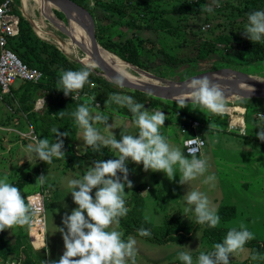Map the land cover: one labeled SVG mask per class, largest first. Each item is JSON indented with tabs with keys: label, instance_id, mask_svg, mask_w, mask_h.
Here are the masks:
<instances>
[{
	"label": "rangeland",
	"instance_id": "rangeland-1",
	"mask_svg": "<svg viewBox=\"0 0 264 264\" xmlns=\"http://www.w3.org/2000/svg\"><path fill=\"white\" fill-rule=\"evenodd\" d=\"M12 1L13 11L27 16L30 20L41 22L46 31L53 32L66 41L67 46L73 50L71 53L60 49L53 44L54 42L50 43L41 39L57 48L74 68H78V64L72 58L74 56L83 58L84 53L77 47L74 49L70 43L71 40L65 34L57 30L47 19L42 18L36 1L28 0L25 7L21 0ZM101 1L109 4L110 8L98 6L93 0L85 8L88 11L93 10L89 12L95 23L97 42L103 49H106L104 45H115V51L106 50L130 65L129 71L135 76L140 74L132 67L173 83H182L202 74L225 69L264 80V56H261L264 55V41L253 43L242 33L247 13L252 11V7H255L253 10L264 9V0L259 1L257 6H253V0H216L215 3L212 0ZM206 5L211 6L213 12L204 11ZM53 13L67 25L60 11L54 8ZM226 36H230V40ZM129 43L132 45L131 49L128 47ZM118 52H123L128 57L136 53L135 57L138 56L139 65L124 60ZM54 67L59 66L53 64ZM60 71L65 70L60 68ZM91 71L96 76L104 78L97 66ZM42 80L47 82V77L43 75ZM17 82L15 87L19 85ZM115 86L110 89L93 84L88 90L75 91L72 94L73 100L77 104L87 105L91 114L99 113L108 118L107 124L111 125L108 131H105L103 124H98L101 135L106 136L111 132L119 140L121 129L126 134L135 135L136 133L131 116L125 114V107L109 99V95L113 93L132 96L135 102L144 104L150 112L162 111L166 117L160 133L167 138L170 147L179 148L183 154V141L192 135L189 131L182 133L179 129V123L184 117L186 123L184 121L181 124L185 126H188L190 122H197V127L202 125L198 128L197 134L205 137L207 143L208 128L225 125L227 116L225 113L210 115L206 111L202 113L197 109H191L188 101L185 107H179L173 99L168 100L151 95H146L147 98L140 97L142 99L140 100L136 95L123 90L126 88ZM22 90H19V96ZM28 95V103L33 104L29 113L22 109L18 96L13 97L11 92L7 95L0 93V179H5L9 183L25 178L39 165V160L36 161L34 155L29 154L26 149L32 142L33 135L38 138H46V135L43 132L40 136L36 133L27 114H35L37 121H40L48 106H54L52 91L44 87H35ZM42 99L44 106L41 110H37L35 103ZM154 100L158 104L151 106L150 102H155ZM241 102H247L249 106H240ZM234 107H241L244 110L243 115L248 132L239 128L232 130L228 128L232 133L229 134L230 137H227L231 140L230 143L224 140L220 141L222 144L214 147H211L210 143L205 145L203 155L200 156V154L198 157L207 158L208 169L203 176L191 181L190 186L204 192L209 200L218 206L217 214L224 206L235 207L234 217L225 222L219 220L218 227L229 229L243 224L253 233V239L250 241L256 242L255 248L243 246L229 257L230 264H264V249L260 251L257 249V245L264 246V142L256 137V133L260 131L257 126H264V116H262L264 115V98L225 99V108ZM235 114L238 115L237 112ZM61 128L68 127L63 124ZM221 133L227 134L225 131ZM75 134L76 141L70 146L65 156L54 157L56 162L59 161L57 167L60 170L56 178L59 179L56 187L50 189L48 185L50 182L48 178L52 176L53 170H58L56 164H52L53 169H49L51 165L47 172L39 174V176L47 175L45 183L48 190L42 187L45 186L44 184L36 180L20 191L25 201L28 195L36 192L41 193L44 198V241L40 245L32 246L29 224L13 225L0 231V244L2 240H6L4 248H0V264H26L29 258L35 262L36 256L39 255L45 257V261H50L59 259L62 255L63 241L58 228L63 227L62 217L69 214L76 206L67 203L72 199L71 195L67 194V189L60 183L61 178H79L86 171V167L94 161L83 157L87 147L82 142V130L77 127ZM247 137H255V139L251 141V138ZM52 139L55 140L56 135ZM76 149L82 153L79 157L73 156ZM109 150L116 155L114 149L109 148ZM209 152L213 153L210 157ZM262 159L263 163H261ZM126 166L131 170L128 179L132 182V188L131 191L127 187L124 189L126 193L124 199L130 198L135 188H141L140 194L145 200L142 213L153 227H161L164 221L171 217L185 224L195 222L191 213H188L187 217L184 214V204L180 197L187 190V185H180L177 175L174 174L170 181L162 172L142 171V165L129 162ZM65 170L67 174L62 176ZM209 173L215 175L212 187L200 182ZM27 207L29 209L28 205ZM112 227L110 225L109 229ZM116 230L122 233V239L132 238L136 241L135 264H170L171 262L177 264L179 261L176 259V252L182 250L177 245L187 246L192 251L194 259L199 252H208L213 246L203 237V225L196 226L190 240L160 245L134 235L124 236L120 225L116 226ZM45 240L46 247L43 248ZM52 248H55V251L50 252ZM3 249L10 250L6 260L3 259ZM253 255L256 256L255 260L251 259ZM126 264H128L127 261Z\"/></svg>",
	"mask_w": 264,
	"mask_h": 264
},
{
	"label": "clouds",
	"instance_id": "clouds-1",
	"mask_svg": "<svg viewBox=\"0 0 264 264\" xmlns=\"http://www.w3.org/2000/svg\"><path fill=\"white\" fill-rule=\"evenodd\" d=\"M213 3L216 0H212ZM204 11L211 13L213 8L205 6ZM242 33L253 43L264 41V9H256L247 13L246 23ZM91 65L79 70L63 71L57 81L58 91L64 96L71 95L90 83L88 77ZM126 74L121 73L112 78L117 86H123ZM185 87L188 91L177 94L175 101L179 107H185L186 100L191 109L211 114H220L225 109L224 92L221 85L211 82L207 76L192 78ZM251 91V90H248ZM109 99L115 104L127 108L131 113V122L136 129L135 135L126 134L121 129L119 140L109 132L106 136L100 134L98 124H103L105 131L111 127L108 118L99 113L93 115L85 104H79L74 111L57 112L58 117L68 115L74 124L82 130V142L91 146L93 151H99L101 146L114 149L113 159L94 160L79 178L62 177L60 183L71 195L76 205L69 214L62 217V228H58L63 241V253L59 259L42 261V264H135L136 241L132 238L122 239V233L116 230L119 218L127 214L125 207V191L132 188L128 179L127 163L142 165V171L162 172L168 180L174 174L178 176L180 185H187V190L180 197L184 204V214L191 213L199 225L214 228L220 220L217 214L218 206L212 203L208 196L190 186V182L203 176L208 169L207 158L198 157L190 149L185 156L177 147H170L167 138L160 133L165 121L162 111H148L144 104L135 102L132 96L110 94ZM264 116V115H262ZM258 140L264 142V126H257ZM51 133L56 139L49 142V137L38 138L33 135L27 145V152L34 155L36 161L51 164L53 158L65 156L62 136L67 132H58L53 127ZM247 147V146H245ZM79 153V152H78ZM81 154V153H79ZM119 173V175H118ZM47 175L36 177L40 184L46 182ZM215 175L209 173L200 181L210 187L214 186ZM95 189V191H93ZM128 191V192H129ZM146 191V190H145ZM30 223V213L26 201L19 189L13 183L0 179V231L13 225L25 226ZM113 227L109 229V226ZM139 236L150 235L148 229H137ZM253 239V233L243 224L229 228L220 242L214 243L208 252H199L195 259L187 246H179L176 259L181 264H230L229 257L240 250L246 241ZM251 259L255 260L253 255Z\"/></svg>",
	"mask_w": 264,
	"mask_h": 264
},
{
	"label": "trees",
	"instance_id": "trees-1",
	"mask_svg": "<svg viewBox=\"0 0 264 264\" xmlns=\"http://www.w3.org/2000/svg\"><path fill=\"white\" fill-rule=\"evenodd\" d=\"M72 1L86 8L89 2H91L92 0H72ZM93 1H95L98 6H102L107 9L110 8L109 4L101 0H93ZM149 1L155 2L158 0H149ZM259 1L261 0H253L254 2L253 6H257ZM251 9L253 10L255 9V7H252ZM89 11H93V10L89 9ZM13 13L16 14L17 12L13 11ZM17 14L16 15L19 17V33L17 37L12 38L9 41L8 47L24 64L28 65L29 67L38 68L40 71H42L43 75L47 77V82H44L42 80L43 82L40 81L38 84H32L28 82L18 81L17 84L19 83V85L17 87L14 86L15 84L11 87L10 89L11 95L15 98H17L18 96L19 103L21 104L22 109L25 112L27 111V113H29V111L32 110L33 108V104L28 103L29 101L28 94L31 93L35 87H40V88L44 87L49 91H52L54 106H48V108L44 112V116L41 118L40 121L39 120L37 121L36 117L34 116L35 114L32 113L30 114L26 113V114L29 120L32 122V125L36 133L37 134L39 133V136L40 134L44 133L46 137H49V141L55 135L51 133V129L53 127L58 128V132L61 133L67 132V136L60 137L63 140V151L67 153L70 150V146L76 141L75 130H77V126L74 124L70 116L65 115L63 117H58V114L56 113L62 110H66V113L74 111L77 105L79 104H77L71 98V95L64 96L62 91H58L56 89V87H58L57 81L59 79L60 74L62 73L60 71V68H62L63 70H69V69L79 70L83 67V65L76 63L78 64V68H74L73 64H71L69 60L57 50V48H55L51 44L42 41L39 37H37L28 20H26L21 14L19 13ZM226 38L230 40V36H226ZM104 46L106 49L110 51L116 50L115 45L108 44ZM131 46H132L131 43H129L128 47L130 49ZM118 55L130 63L133 64L138 63V59H137L138 56L135 57L136 53L131 54V57L126 56L123 52L120 53L118 52ZM258 61H261V59H258ZM53 64H58L59 67L53 68ZM88 81L90 83H85L82 89L76 91L88 90L90 86L93 84L109 87L110 89H112V86H115L107 82L104 78L96 76L95 73H93L92 71L90 72ZM19 90H22L20 96L18 95L20 93ZM123 90L136 95L139 99L140 97L147 98L146 96L147 94H144L142 92L128 90V89H123ZM25 103L28 104L25 105ZM150 104L152 106L158 104V102L156 101L150 102ZM239 105L249 106L247 102H241ZM124 110L127 116H131V113L128 112L127 108H124ZM63 124L67 125L68 128L62 129L61 126ZM51 142L52 141H50V143ZM115 156L116 155H114L107 146H101L99 151H93L91 146H87V149L83 154V157L89 158L91 160H102V159L107 160V159H113L115 158ZM54 162H55V158H53L52 160V163ZM52 163L45 164L44 162L39 161V165H37L35 169L31 170L30 173L25 178L17 180L16 182H13V184H15V186L19 189V191H21L27 184L36 181L37 180L36 177H38L40 173L46 171L52 165ZM130 174L131 171L129 170V175ZM140 192H141V188H135L134 194L130 198L124 199L125 207L128 208V212L125 216L119 218V225L124 230V236L134 235L144 240H147L151 243H155L159 245L170 242L182 243L187 240H190L193 232L195 231L196 226H199V224H197L196 221L193 222L192 224H185L181 222L179 219L171 217L170 219H166L161 227H153L151 223L148 221V219L145 218L142 213L145 200L142 198ZM235 214H236V209L234 206H224L220 208L218 212V216L220 217L221 222H225L232 219ZM141 227L148 229L150 235L139 236L137 234V229ZM227 230L228 229H223L218 227V225H216L214 228H208L206 226H203V237H205V239L208 240V242L214 244L220 242L223 239ZM5 241L6 240H2V244H0L1 249L4 248L3 246H5ZM255 244H256L255 241L249 240L246 241L244 246L255 248L254 247ZM257 249H259L260 251L261 249H264V246L257 245ZM35 252L37 254L39 253L37 251ZM9 253L10 250L7 249L2 250V255L4 260L8 258ZM36 257L37 260L35 262L31 258H29L30 260L26 261V264H36V263L42 264V261H45L44 260L45 257L43 256L39 255ZM170 264H176V263L171 262ZM177 264H181V262Z\"/></svg>",
	"mask_w": 264,
	"mask_h": 264
},
{
	"label": "water",
	"instance_id": "water-1",
	"mask_svg": "<svg viewBox=\"0 0 264 264\" xmlns=\"http://www.w3.org/2000/svg\"><path fill=\"white\" fill-rule=\"evenodd\" d=\"M45 1L51 4L50 10L52 13H53V9L55 8L64 15L67 21V25L64 24L62 21H60L58 18H56L55 15H54L55 20L50 17H45V19L51 22L52 25L57 30L65 34L71 40V42L74 45H76L85 55H88L90 60H92L93 65L97 66L100 69L104 78L108 82L113 83L112 78L115 77L117 74L114 71V69L110 66V64L107 63L104 56H102V54H100L99 52L100 46L95 36V23L90 12L72 0H45ZM28 20L30 23H32V21L29 18ZM57 21L62 22L63 26L59 24V22ZM74 24L80 27L82 30H85V32L87 33L91 43V50L86 49L84 47V44H82L80 40L74 38V35L71 31V27L74 26ZM72 59L76 63L81 64L85 67L90 66L88 63L84 61V59L79 58L78 56H74ZM132 68H134L138 74L148 79V82L136 83L125 78L123 86H121L122 88L139 91L144 94L151 95L154 97H160V98H164V95H168V98H164L168 100H171V98H169V96L171 95L177 96V94L179 93L188 91V89L185 87V84L187 81L191 79L182 83H173L166 79L156 77L147 72L141 71L135 67ZM91 69H93V67H91ZM229 72H234L240 79L244 81L243 82L236 81L230 78H212V80L210 79V81L223 85L225 87L222 90L224 92V100L225 99L231 100L233 97L264 98V80L255 79L250 76L248 77L247 75H244L242 73L223 69V70H217L214 72L202 74L194 78H199L202 76H207L208 78H211L213 76H218V75L220 76ZM238 82L243 83L247 86L256 87L257 89L260 90L247 91V90L238 89L236 88V84Z\"/></svg>",
	"mask_w": 264,
	"mask_h": 264
},
{
	"label": "built area",
	"instance_id": "built-area-1",
	"mask_svg": "<svg viewBox=\"0 0 264 264\" xmlns=\"http://www.w3.org/2000/svg\"><path fill=\"white\" fill-rule=\"evenodd\" d=\"M12 4V0H0V93L2 94L10 93L11 87L17 81L38 84L43 78L42 71L24 64L8 47L9 41L17 37L19 33V17L12 12ZM35 106L37 110L42 109L44 100H38ZM197 126V122H190L187 127L195 129ZM229 128L232 130L239 127L229 123ZM182 129L183 132L187 130L186 127ZM205 145V140L195 135L186 139L184 143V153L188 156L187 150L190 149L198 156L202 154ZM26 202L31 213L29 223L30 236V229L35 224L36 217L40 213L44 214L45 212V204L44 198L40 193L28 195L26 197ZM31 244L34 247L32 240Z\"/></svg>",
	"mask_w": 264,
	"mask_h": 264
},
{
	"label": "bare ground",
	"instance_id": "bare-ground-1",
	"mask_svg": "<svg viewBox=\"0 0 264 264\" xmlns=\"http://www.w3.org/2000/svg\"><path fill=\"white\" fill-rule=\"evenodd\" d=\"M21 1H22L23 6L25 7L26 2L28 0H21ZM34 1H36V3L38 4L43 19H45V17H50V18H53L55 20L54 14L50 10L51 4L49 2H47L45 0H34ZM27 20H28V17H27ZM31 21H32L31 25L34 28L35 33L40 38L47 40L50 43L54 42L53 44H56L57 46L60 47V49H62V50L64 49V51H68L69 53H71V51H73L72 48L70 49L67 46L66 41H63V39H61L60 37L55 35L53 32L46 31L44 29V25L41 22H37V21H33V20H31ZM57 22H59V21H57ZM59 24H61L63 26L62 22H59ZM71 31L74 35V38L80 40L81 43L84 44V47L86 49L91 50L90 39H89L87 33L85 32V30H82L80 27H78L77 25L74 24V26L71 27ZM70 43H72V42L70 41ZM72 47H74V49H75V47H77V46L72 43ZM99 52H100V54H102V56H104L107 63L110 64V66L114 69V71L116 72L117 75L124 73V74H126V79H128L132 82H136V83L148 82V79H146L144 76H142V75L135 76L134 74L130 73V71H129L130 65H128L126 62L122 61L119 57H117L113 53H111V52H109L106 49H103L101 47L99 48ZM82 59H84V61L86 63H88L90 66L93 65V62H92V60H90L88 55L84 54ZM212 78H230V79H234L236 81H241V82L244 81V80L240 79L234 72H229V73H226V74H223L220 76L219 75L213 76V77L208 78V79L212 80ZM221 88L223 90V88H225V87L223 85H221ZM236 88L241 89V90H247V91L248 90H251V91L260 90V89H257L256 87L247 86V85L240 83V82H238L236 84ZM164 98H168V95H164ZM169 98L176 100L178 98V96L171 95V96H169ZM223 112H227L226 114H229L231 116V120H230L231 124H234V125L238 126L239 128L245 127V120L243 117L244 110L242 108H240V107L225 108ZM236 112L238 113V115L235 114ZM44 231H45L44 214L40 213L36 217L35 224L30 229V237L33 240V244L40 245L44 241V236H45Z\"/></svg>",
	"mask_w": 264,
	"mask_h": 264
},
{
	"label": "crops",
	"instance_id": "crops-1",
	"mask_svg": "<svg viewBox=\"0 0 264 264\" xmlns=\"http://www.w3.org/2000/svg\"><path fill=\"white\" fill-rule=\"evenodd\" d=\"M12 12H13V9H12ZM22 15V14H21ZM26 20H27V16H25V15H22ZM29 21V20H28ZM30 23V22H29ZM30 25H31V23H30ZM31 27H32V25H31ZM32 29H33V31H34V33H35V30H34V28L32 27ZM36 34V33H35ZM37 35V34H36ZM37 37H39L38 35H37ZM40 38V37H39ZM40 39H42V38H40ZM47 41V40H46ZM49 42V41H48ZM36 104V103H35ZM241 108V107H240ZM41 110V109H40ZM222 113H225V115H227L226 116V122H225V125L224 126H218L217 125V127H212V128H208V143H210V145H211V147H214V146H216V145H218V144H222L220 141H224L225 140V142L226 143H230V141L231 140H229L227 137H230V135L229 134H232L231 133V131H229L228 130V128H229V123H230V120H231V116L229 115V114H226L227 112H222ZM243 117H244V115H243ZM260 117V116H259ZM193 119V118H192ZM185 121V117L180 121V123H179V129H180V131L182 132V133H187L188 131L192 134V135H190L188 138H190V137H193V136H199V137H201V138H203L204 140H205V142H206V146H207V141H206V139H205V137H202L200 134L198 135L197 134V130H198V128L199 127H201L202 125L200 124L199 125V127H197V128H195V129H192V128H188L187 126H185L184 124H181V123H183ZM185 123H186V121H185ZM183 127H186L187 128V130L185 131V132H183ZM242 130H244V131H247L248 132V130H247V125L245 124V127L244 128H242V127H240ZM225 129V130H224ZM222 131H225L227 134H222L221 132ZM232 137V136H231ZM188 138H186V139H188ZM232 138H235V137H232ZM247 138H251V141L252 140H254L255 139V137H247ZM186 139L183 141V148H184V143H185V141H186ZM87 147V146H86ZM109 148V147H108ZM81 153V152H80ZM65 154H66V152H65ZM82 154V153H81ZM185 154V153H184ZM77 156V157H79L80 156V154L78 153V149H76V152L75 153H73V156ZM186 155V154H185ZM203 155V153L200 155V156H202ZM211 155H213V153L212 152H209L208 153V156L210 157ZM261 163H263V159L261 160ZM53 165L54 164H56V167L59 165V161L58 162H54V163H52ZM264 164V163H263ZM52 165V167H50L49 169L51 170V169H53L54 168V166ZM55 167V168H56ZM58 168V167H57ZM49 169H47V171L49 170ZM46 171V172H47ZM60 170H59V168H58V170H53V172H52V176H50V178H48V181H50L49 183H48V185H49V188L51 189V188H54V187H56V185H57V182L59 181V179H56L57 178V176H58V172H59ZM131 171V170H130ZM71 172V171H70ZM67 174V170H65L63 173H62V176H65ZM54 176V177H53ZM44 185L45 186H42V187H44L46 190H48V187H46V183H44ZM49 192V191H48ZM36 193H39V192H36ZM34 194V193H33ZM41 194V193H40ZM67 203H69L70 205H73V206H76L71 200H68V202ZM123 235H124V230H123ZM31 240V239H30ZM46 247V240H45V246H43V248H45ZM43 248H41V249H43ZM34 249H36V248H34ZM41 249H37V250H41ZM53 251H55V248H52L51 250H50V252H53ZM48 260V259H47Z\"/></svg>",
	"mask_w": 264,
	"mask_h": 264
}]
</instances>
